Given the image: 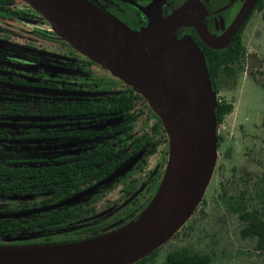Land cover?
Listing matches in <instances>:
<instances>
[{"label":"water","instance_id":"1","mask_svg":"<svg viewBox=\"0 0 264 264\" xmlns=\"http://www.w3.org/2000/svg\"><path fill=\"white\" fill-rule=\"evenodd\" d=\"M24 1L76 52L144 98L165 130L168 160L156 193L128 223L71 243L0 245V264H135L166 245L190 220L218 158L216 101L205 56L191 38L178 39L174 31L180 24L192 25L209 48H226L257 0H245L227 32L218 38L181 12L167 19L153 15L148 28L133 33L85 0ZM135 163H127L115 175L131 170ZM87 191L48 207L0 214V219L69 206Z\"/></svg>","mask_w":264,"mask_h":264},{"label":"flooded vegetation","instance_id":"2","mask_svg":"<svg viewBox=\"0 0 264 264\" xmlns=\"http://www.w3.org/2000/svg\"><path fill=\"white\" fill-rule=\"evenodd\" d=\"M85 1L133 33H142L148 28L153 15L167 19L181 12L218 38L227 32L245 0H158L156 5L155 0ZM255 6L226 48H209L192 25L180 24L174 33L181 40L191 38L202 52L222 51L242 36ZM127 87L59 38L24 0H0V180L25 178L36 183L25 193H0L21 197L12 208L0 209V214L6 210L29 209L34 203L41 204L48 196L56 195L59 187L56 183L46 188L37 183L43 180L42 173L47 174L45 179L56 181L63 178L57 174L64 171L94 165L101 168L106 150L116 152L123 142L128 145L122 139L123 118L109 110L112 99ZM17 173L22 175L13 177ZM107 178L94 182L73 197ZM158 178L159 174L149 179L147 193L142 195L143 204L137 197L125 207L123 215L121 211L117 213L115 222L84 224L86 227L75 232L83 234L85 229H93L95 233H104L135 218L151 198ZM64 180L71 182L72 176L67 173ZM96 203L97 199L91 197L76 204L81 210L92 212L71 222L90 218L96 212Z\"/></svg>","mask_w":264,"mask_h":264},{"label":"rangeland","instance_id":"3","mask_svg":"<svg viewBox=\"0 0 264 264\" xmlns=\"http://www.w3.org/2000/svg\"><path fill=\"white\" fill-rule=\"evenodd\" d=\"M262 15V12L254 11L245 26L242 44L246 48V54L241 61L243 72L238 75L236 84L230 81L228 85H222L218 93L214 92L216 102L221 100L232 103L234 110L222 122L216 123L218 158L203 200L184 228L160 248L154 261L149 264H164L169 252L182 248L199 254H212V264H264V253L254 250L255 241L240 237L241 224L229 207L244 192V201L250 209H264V197H260L263 196L264 188ZM251 73L262 87L251 78ZM152 123L153 119L149 114L140 116L133 130L128 136L123 135L122 139L130 142L149 131ZM160 141L153 154L147 155L142 151L137 155V164L146 159L139 170L114 175L95 185L72 203H82L91 197L97 199L96 212L86 221L67 222L39 232H30L24 235V241L44 238L61 240L67 234L86 227L84 224L115 222L117 213L121 211L120 215H123L125 207H129L137 197L143 204L145 200L142 195L147 193L149 179L163 173L168 160V143H164L162 139ZM20 200L21 197L0 195V209L6 206L12 208Z\"/></svg>","mask_w":264,"mask_h":264},{"label":"trees","instance_id":"4","mask_svg":"<svg viewBox=\"0 0 264 264\" xmlns=\"http://www.w3.org/2000/svg\"><path fill=\"white\" fill-rule=\"evenodd\" d=\"M254 11L262 12V18L264 20V0L257 1ZM203 54L205 56L206 66L211 79L213 91L215 93L219 92L222 85H228L230 81H232V84H236L238 75L243 72L241 61L246 54V48L242 44V36L238 37L232 45L225 50L215 51L208 49L203 51ZM250 76L258 85L262 87L261 83L252 73ZM110 106L109 110L116 111L124 120L122 125V134L124 136H128V134L133 130L134 124L137 122L138 118L144 114H149L151 116L153 119L152 126L149 131H145L139 137L132 139L128 145L123 142L119 151L115 152L114 150H106L104 164L101 168H97V165H94L84 166L70 172L64 171V174H57V176H62L63 178L56 181L49 178L45 179L47 174L42 173L41 178H43V180L37 183L42 185V188L52 187L56 183V185L59 186L56 195L48 196L41 204L34 203L31 208L17 212H25L33 209L48 207L71 199L74 194L81 192L87 186H92L94 182L107 178L114 172L118 171L121 167L130 162L133 156L139 154L140 152L145 151L147 155L153 154L156 151L158 144L161 142L160 139H162L164 143H167V136L160 119L151 111L144 98L136 94L131 88L127 87V90L119 97L113 98ZM233 110L234 105L232 103L221 100L217 101L215 109L217 123L222 122L226 116L233 112ZM157 138L159 139L157 140ZM145 163L146 159L144 158L132 171L134 172L135 170H139ZM67 173L72 176L71 182L64 180V176L67 175ZM163 174L164 172L159 173V178L154 185L152 196L145 204L144 208L148 205L156 193ZM21 175L22 174L17 173L14 174L13 177H20ZM70 183H72V186H68ZM34 184H36L34 181H28L25 178L10 179L8 181L0 180V193H25L28 190V187ZM262 192L263 196L260 195V197H264V188H262ZM244 194L245 193L242 192L239 199L235 200L234 203L229 206L230 210L238 217L241 224V228L239 230L240 237L242 239L255 241L254 250L256 252L264 253V209H250L244 201ZM15 211L16 210H6L4 213H14ZM91 212L84 211L83 209L81 210V208H78L77 205L74 204L60 207L48 212L30 215L24 218L0 219V245L65 244L103 234V232L95 233L93 229H85L83 234L78 232H74L72 234L69 233L65 236L66 238L61 240L44 238L37 240L15 241L12 243L4 242L6 239L17 240L19 238H23L24 235H27L30 232H39L76 219H81L83 216L90 215ZM131 220L132 219H129L123 223V225ZM178 233H176L173 238H175ZM159 251L160 249L156 250L151 255L135 264H149L153 262ZM212 262V254H199L192 252L189 249L182 248L169 252L165 257L164 264H212Z\"/></svg>","mask_w":264,"mask_h":264}]
</instances>
